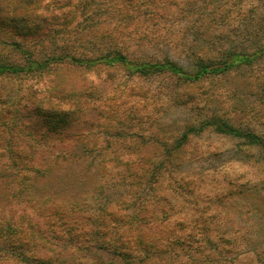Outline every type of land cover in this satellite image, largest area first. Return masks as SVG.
<instances>
[{"label": "trees", "instance_id": "1", "mask_svg": "<svg viewBox=\"0 0 264 264\" xmlns=\"http://www.w3.org/2000/svg\"><path fill=\"white\" fill-rule=\"evenodd\" d=\"M105 1L0 0V132L9 135V165H0V186L8 185L6 194H0V251L16 264H150L161 259L171 252L170 244L155 248L147 227H162L169 220L158 185L177 174L170 159L179 146L204 130L264 146L251 133L206 118L198 127H187L182 139L164 150L160 162L137 157L114 171L113 187L120 186L128 196L115 200L102 170H107L109 156L122 160L117 156L121 147L110 149L105 143L107 149L101 150L88 143L84 133L66 132L86 118L82 104L94 83L84 76L105 69V79H112L111 73L121 69L129 78L167 76L196 84L226 73L233 63L227 54L214 62L193 53L190 68L169 55L134 57L130 46L141 41L145 31L138 24L131 29V19L137 8L145 16L155 7L147 13L139 0ZM150 1L148 5H155ZM103 108L96 114L110 117L111 108ZM124 132L110 137L124 138ZM135 151L129 155L135 156ZM43 181L52 187L39 194ZM171 181L168 190L176 191L177 181ZM126 227L145 228L132 236ZM196 235L204 238L205 228L179 227L178 237L173 232L166 237L176 238L179 251L187 253ZM105 253L110 261H104Z\"/></svg>", "mask_w": 264, "mask_h": 264}, {"label": "rangeland", "instance_id": "2", "mask_svg": "<svg viewBox=\"0 0 264 264\" xmlns=\"http://www.w3.org/2000/svg\"><path fill=\"white\" fill-rule=\"evenodd\" d=\"M139 1L145 2L147 13L155 9L144 16L141 7L137 8L139 12L131 19V29L138 24L145 31L142 40L130 46L134 57L169 55L190 68L193 53L214 62H221V55L227 54L233 65L226 73L196 84L167 76L129 78L121 69L111 73L112 79H105L109 73L105 69L97 76H84L83 80L94 83L89 99L82 104L86 118L66 132L84 133L88 143L101 150L107 149L105 143H110V149L121 147L117 156L122 160L109 156L104 163L107 170H102L115 200L128 196L120 186L113 187L114 171L137 157V161L160 162L164 150L172 149L187 127H198L206 118L226 122L264 143V0L150 1L155 5ZM108 98L112 100L104 103ZM107 105L110 117L96 114ZM123 131L124 138L110 137ZM8 138L0 132V165H9ZM134 150L135 156L129 155ZM170 160L177 174L172 179L164 177L158 185V194L166 202L163 213L170 217L162 227H147V231L155 248L169 243L171 252L150 264H264V146L204 130L180 145ZM171 180L177 181L173 183L176 191L168 190ZM2 187L0 194H6L8 185ZM51 187L49 181H43L37 192ZM179 227H202L206 236L196 235L185 253L179 251L176 238L166 237L172 232L178 237ZM144 228L126 227L132 236ZM102 256L110 261L109 254ZM6 257L0 251V264H16Z\"/></svg>", "mask_w": 264, "mask_h": 264}]
</instances>
